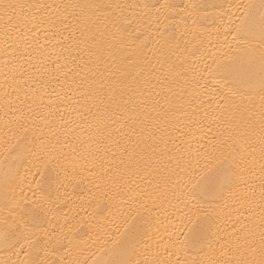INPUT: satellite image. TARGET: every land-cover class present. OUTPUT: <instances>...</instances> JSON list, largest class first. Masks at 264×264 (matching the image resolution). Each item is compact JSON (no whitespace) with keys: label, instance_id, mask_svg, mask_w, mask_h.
<instances>
[{"label":"snow or ice","instance_id":"obj_1","mask_svg":"<svg viewBox=\"0 0 264 264\" xmlns=\"http://www.w3.org/2000/svg\"><path fill=\"white\" fill-rule=\"evenodd\" d=\"M0 264H264V0H0Z\"/></svg>","mask_w":264,"mask_h":264},{"label":"bare ground","instance_id":"obj_2","mask_svg":"<svg viewBox=\"0 0 264 264\" xmlns=\"http://www.w3.org/2000/svg\"><path fill=\"white\" fill-rule=\"evenodd\" d=\"M49 2H51V0H49ZM101 2H108V0H101ZM122 2H127L129 4H132V3H142L143 0H122ZM179 2H187V0H179ZM221 2H224V3H238V2H241V0H221ZM243 2H248V0H243ZM253 2H258V0H253ZM77 195H80V196H84L86 195V192L85 191H82L80 189H77Z\"/></svg>","mask_w":264,"mask_h":264}]
</instances>
